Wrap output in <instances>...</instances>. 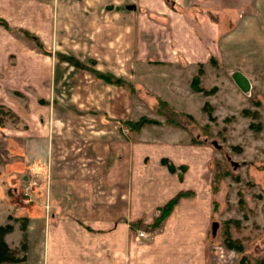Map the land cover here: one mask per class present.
I'll return each mask as SVG.
<instances>
[{
    "label": "rangeland",
    "instance_id": "obj_1",
    "mask_svg": "<svg viewBox=\"0 0 264 264\" xmlns=\"http://www.w3.org/2000/svg\"><path fill=\"white\" fill-rule=\"evenodd\" d=\"M24 1L0 0V264H133L178 205L211 264H264V0Z\"/></svg>",
    "mask_w": 264,
    "mask_h": 264
},
{
    "label": "crops",
    "instance_id": "obj_2",
    "mask_svg": "<svg viewBox=\"0 0 264 264\" xmlns=\"http://www.w3.org/2000/svg\"><path fill=\"white\" fill-rule=\"evenodd\" d=\"M25 3L31 1H24ZM34 19L36 13L33 12ZM37 19V18H36ZM205 210L204 208H192L178 205L165 219L162 225L161 231L147 243V247L156 250L161 248L163 254L156 255H143L141 258H136L135 264H211L209 258V248L207 246V231L209 229V221L203 217ZM79 222V221H78ZM70 222H63V226L68 227ZM73 223V222H71ZM77 225V224H76ZM61 230L56 228V234L50 240V242H64V236L60 233ZM74 232V228H73ZM73 240L80 239L84 240V235L79 237L75 236L74 233L71 236H67ZM130 242L131 234L126 233V237L120 238L117 241V245L120 247L124 240ZM86 240H84L85 242ZM132 242V241H131ZM132 244V243H130ZM148 249V248H147ZM152 251V250H151ZM51 263L53 264H64L67 262L68 257H50ZM53 259V260H52ZM66 260V261H65ZM76 263H81L77 261ZM120 263V262H119ZM133 263V264H134Z\"/></svg>",
    "mask_w": 264,
    "mask_h": 264
},
{
    "label": "trees",
    "instance_id": "obj_3",
    "mask_svg": "<svg viewBox=\"0 0 264 264\" xmlns=\"http://www.w3.org/2000/svg\"><path fill=\"white\" fill-rule=\"evenodd\" d=\"M0 25L7 27L6 22L0 18ZM27 33V31L24 30ZM41 45V44H38ZM172 206L166 208L167 212L170 211ZM11 227L9 225H0V263L4 262H16L15 253L9 248L4 237L10 231ZM239 249V248H238Z\"/></svg>",
    "mask_w": 264,
    "mask_h": 264
},
{
    "label": "water",
    "instance_id": "obj_4",
    "mask_svg": "<svg viewBox=\"0 0 264 264\" xmlns=\"http://www.w3.org/2000/svg\"><path fill=\"white\" fill-rule=\"evenodd\" d=\"M232 79L242 92H247L250 89L249 81L242 73L235 72L232 75Z\"/></svg>",
    "mask_w": 264,
    "mask_h": 264
},
{
    "label": "built area",
    "instance_id": "obj_5",
    "mask_svg": "<svg viewBox=\"0 0 264 264\" xmlns=\"http://www.w3.org/2000/svg\"><path fill=\"white\" fill-rule=\"evenodd\" d=\"M138 236H139L140 238H145V237H146V234H145L144 231H138Z\"/></svg>",
    "mask_w": 264,
    "mask_h": 264
}]
</instances>
